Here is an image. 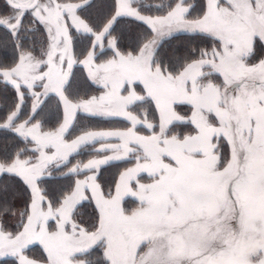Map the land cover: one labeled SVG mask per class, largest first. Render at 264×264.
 I'll return each instance as SVG.
<instances>
[{
  "label": "snow or ice",
  "instance_id": "1",
  "mask_svg": "<svg viewBox=\"0 0 264 264\" xmlns=\"http://www.w3.org/2000/svg\"><path fill=\"white\" fill-rule=\"evenodd\" d=\"M0 52L2 264H264V0H3Z\"/></svg>",
  "mask_w": 264,
  "mask_h": 264
},
{
  "label": "trees",
  "instance_id": "2",
  "mask_svg": "<svg viewBox=\"0 0 264 264\" xmlns=\"http://www.w3.org/2000/svg\"><path fill=\"white\" fill-rule=\"evenodd\" d=\"M77 50H79V46H77ZM0 58L5 59V62H9L10 61V57H4L3 53L0 52ZM74 72H78L81 75L82 70L80 69L79 66L74 67ZM78 76V75H77ZM3 86L0 85V88H2ZM84 89H81V94H83ZM91 91H95L94 89H92ZM4 93L0 92V105H5V104H9L11 103V100L13 98V92L11 90V88L7 89V99L4 98ZM50 105L54 106L55 105V100L50 101ZM52 119V122L54 123V117H50ZM129 125L120 120V119H101V118H88L85 117L83 114H79L78 118H77V124L75 129L72 132V135H78L79 134V130L81 128H93V129H115V128H125L128 127ZM98 146V145H97ZM88 157L87 154L82 155L77 157V159H82V160H86ZM130 165H127L123 162H117L116 164L112 165V166H107L104 170H103V175H102V182L104 183H109L113 180L114 176L118 173L119 170H122L124 167H127ZM23 204V200H17L16 201V206L19 208L21 207ZM81 213H85V217L88 218V215L91 214L92 212V208L90 206L81 208L80 210ZM15 220L14 217H10L7 218L6 223L9 225V227H11L13 225V221ZM36 249V248H35ZM33 249H30V251H32ZM34 252L30 253L29 255L34 257V258H39L40 253H38V250H33ZM0 264H2V261H0ZM9 264H11V259L9 258Z\"/></svg>",
  "mask_w": 264,
  "mask_h": 264
},
{
  "label": "rangeland",
  "instance_id": "3",
  "mask_svg": "<svg viewBox=\"0 0 264 264\" xmlns=\"http://www.w3.org/2000/svg\"><path fill=\"white\" fill-rule=\"evenodd\" d=\"M3 6V0H0V7H2ZM78 76H80V74L78 73V72H75ZM81 210V209H80ZM85 214V213H84ZM86 218V217H85ZM16 223V218H15V220L13 221V225ZM11 228V227H10ZM36 248V249H35ZM30 249H33V250H38L37 252L38 253H40V256L42 257V252H41V249H40V247L39 246H32ZM30 251V252H28L27 254L29 255L30 253H32V252H34V251ZM30 256V255H29ZM30 257H32V256H30ZM41 257H39L38 259H40ZM32 258H34V257H32ZM37 259V258H36Z\"/></svg>",
  "mask_w": 264,
  "mask_h": 264
}]
</instances>
